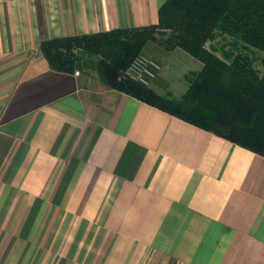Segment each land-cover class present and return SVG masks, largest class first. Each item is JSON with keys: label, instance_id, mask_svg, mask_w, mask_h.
I'll list each match as a JSON object with an SVG mask.
<instances>
[{"label": "crops", "instance_id": "obj_1", "mask_svg": "<svg viewBox=\"0 0 264 264\" xmlns=\"http://www.w3.org/2000/svg\"><path fill=\"white\" fill-rule=\"evenodd\" d=\"M164 1L0 0V264H264V155L40 51Z\"/></svg>", "mask_w": 264, "mask_h": 264}, {"label": "trees", "instance_id": "obj_2", "mask_svg": "<svg viewBox=\"0 0 264 264\" xmlns=\"http://www.w3.org/2000/svg\"><path fill=\"white\" fill-rule=\"evenodd\" d=\"M218 34L264 51V0H165L157 23L45 39L40 51L58 71L95 74L105 87L156 106L264 155V72L246 54L206 45ZM148 42L201 63L179 97H166L127 73Z\"/></svg>", "mask_w": 264, "mask_h": 264}, {"label": "rangeland", "instance_id": "obj_3", "mask_svg": "<svg viewBox=\"0 0 264 264\" xmlns=\"http://www.w3.org/2000/svg\"><path fill=\"white\" fill-rule=\"evenodd\" d=\"M210 44L216 47L217 53L220 56L223 55V51H230L232 54L242 53L248 55L253 59L252 65L260 73L264 72V51L247 47L240 40L226 34H218L212 41H207L206 45L209 46ZM161 49L163 48L155 42H148L143 50L144 54L152 57L160 64L159 72L149 86L152 87L155 82H158V78H161L160 90H157L156 88L153 89H156L157 92L166 97H179L187 89V86L194 74L201 68L198 66L200 65V62L185 53L180 48H175L170 51L163 49L166 51L164 53L161 52ZM90 77L98 80L95 74H91V72L89 78ZM46 243H49V241H42L43 245ZM33 244H35L34 240L31 241L28 246V250H31ZM40 257L41 256L33 255L26 256L24 257L25 262L23 261L22 263L33 264L36 260H38V258L40 259ZM41 259L43 264H66L65 255H46L42 256Z\"/></svg>", "mask_w": 264, "mask_h": 264}, {"label": "built area", "instance_id": "obj_4", "mask_svg": "<svg viewBox=\"0 0 264 264\" xmlns=\"http://www.w3.org/2000/svg\"><path fill=\"white\" fill-rule=\"evenodd\" d=\"M160 69V64L146 54H139L133 58L126 69V73L133 79L150 85ZM78 74V70L75 71Z\"/></svg>", "mask_w": 264, "mask_h": 264}]
</instances>
